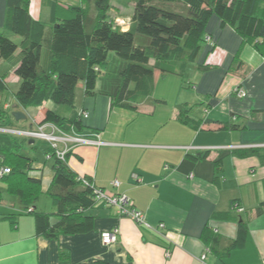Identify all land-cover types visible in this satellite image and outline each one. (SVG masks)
Wrapping results in <instances>:
<instances>
[{
  "label": "crops",
  "instance_id": "obj_1",
  "mask_svg": "<svg viewBox=\"0 0 264 264\" xmlns=\"http://www.w3.org/2000/svg\"><path fill=\"white\" fill-rule=\"evenodd\" d=\"M6 2L0 0L1 32L5 31ZM111 5L114 19L130 20L122 29L128 31L134 4L111 0ZM82 6L83 0H32L30 15L50 33L55 23L71 15L70 7ZM172 6L183 9L180 4ZM205 38L196 61L204 70L190 72L184 85L178 76H163L156 71L154 94L159 88L162 94L155 101L151 97L140 104L137 112L111 109V98L104 93L109 85L106 74L98 80L95 96H86L84 85L79 84L75 107L69 114L78 117L87 112L89 117L81 119L83 135L97 141L73 146L67 160L70 169L109 195H127L151 229L98 204L86 212L95 220V231L49 241L36 235L31 215L19 217L13 227L5 217L20 214L23 207L18 199L10 205L2 201L0 264H58L61 252L70 254V264L99 260L110 264H263L264 214L257 215L256 209L264 202V165L255 157L239 159L234 152L264 147V57L234 29L223 28L215 15L207 24ZM111 56L121 66L117 56ZM10 82L20 81L14 74L8 76L6 83ZM240 91L246 93L244 99L238 97ZM49 104L36 108L39 113L33 127L40 125L48 109L67 116L62 108ZM181 105L195 106L192 118L209 121L210 125L196 131L183 124L178 118ZM29 110L18 111L27 114ZM218 123L244 129L221 131ZM205 152L209 158L199 162L187 157ZM45 159L44 165L35 160L34 171L30 172L41 179L43 195H47L54 176L53 159ZM217 162H223L220 173ZM115 181L121 183L118 189L112 186ZM234 201L242 213L235 211ZM219 213L233 218L213 220ZM240 219L249 227L246 246L220 259L203 240L206 226L218 234L221 248H226L237 236ZM160 224L166 226L165 231H156ZM114 228L121 232L118 243L104 246L101 233Z\"/></svg>",
  "mask_w": 264,
  "mask_h": 264
},
{
  "label": "trees",
  "instance_id": "obj_2",
  "mask_svg": "<svg viewBox=\"0 0 264 264\" xmlns=\"http://www.w3.org/2000/svg\"><path fill=\"white\" fill-rule=\"evenodd\" d=\"M31 1L7 0L5 31L20 37L21 42L17 44L0 31V61L10 60L20 50L21 59L14 71L20 81L15 94L16 110L40 108L45 102H52L67 116L48 109L40 124L51 123L65 132L73 127L83 135L85 127L80 116H69L75 107L77 87L83 84L88 97L97 95L101 69L111 54L115 53L121 62V66L116 63L119 70L108 80V90L106 87L105 92L102 91L111 98V109L137 112L138 106L153 95L156 71L163 76H178L184 85L190 72L204 70L196 61L206 39L207 24L214 15L221 20L223 28L234 29L264 57V0H125L127 5L134 4L131 27L126 32L116 23L119 18L110 15L111 0H83V6L70 7L71 15L55 23L50 33L43 23L30 15ZM173 4H180L183 9H174ZM44 47L46 54L42 64ZM7 78L0 73V95L8 89ZM194 109L195 106H179V120L196 131L203 125H210L209 121L193 119ZM11 110H0V128L11 127L9 120L14 118ZM218 125L221 131L244 129L232 123ZM25 142L33 147L36 143L31 144V140L24 138ZM44 152L54 161V176L47 192L56 209L52 214L35 208L43 195L41 179L30 175L35 159L23 150V142L17 136L0 133V156L11 171L0 183L8 187L9 193L23 207L20 214H9L5 219L16 227L19 217L31 215L36 235L49 241L95 231L94 218L86 215L96 206L93 189L83 187L68 166L70 154L63 162L56 158L49 145ZM234 154L239 159L259 158L264 165V147L236 150ZM187 157L199 162L208 159L209 153ZM215 165L220 173L223 162ZM219 179L217 177V183ZM2 201L0 192V203ZM256 214H264V202L256 209ZM232 218L228 213L212 217L213 220ZM248 234L247 223L240 219L237 236L230 246L221 248L218 234L208 226L203 240L211 253L226 259L234 250L245 248ZM70 260L68 252H61L58 264H70ZM94 264L110 263L99 260Z\"/></svg>",
  "mask_w": 264,
  "mask_h": 264
},
{
  "label": "built area",
  "instance_id": "obj_3",
  "mask_svg": "<svg viewBox=\"0 0 264 264\" xmlns=\"http://www.w3.org/2000/svg\"><path fill=\"white\" fill-rule=\"evenodd\" d=\"M116 23L121 26L122 29H125V27L129 24L127 21L120 19H118ZM238 97L240 99H244L246 97V93L240 91L238 92ZM16 106L17 105H15V107ZM5 108L13 110V108L9 105H6ZM88 117L89 115L87 112L80 113L81 119H85ZM0 133L21 136L31 141H44L54 150L56 158L63 162L67 160V155L70 153L73 146L82 144H93L97 142L94 139H89L86 136H83L82 134L78 133L73 127L71 128L70 132H65L51 123L40 124L37 125L36 128H32L29 130L0 128ZM10 172V169L5 165L4 159L0 156V181ZM79 180L82 183L83 187H89L93 189V192L95 194L96 205L103 204L107 208L115 209L118 217H126L133 221L137 226L151 229V226L146 222L143 213L135 210L133 202L127 195L121 193L109 195L104 190L96 188L89 179L83 177L79 178ZM120 185L121 183L119 181H115L112 183V186L116 189H118ZM234 209L238 213L243 212V209H241L236 204L234 205ZM159 230L165 231L166 226L164 224H160L157 227L156 231ZM120 234L121 232L119 228L103 231L100 235L101 242L104 246L115 245L118 243ZM165 237H167V234L165 235ZM166 255L167 257H170L171 253L169 250L166 251Z\"/></svg>",
  "mask_w": 264,
  "mask_h": 264
},
{
  "label": "rangeland",
  "instance_id": "obj_4",
  "mask_svg": "<svg viewBox=\"0 0 264 264\" xmlns=\"http://www.w3.org/2000/svg\"><path fill=\"white\" fill-rule=\"evenodd\" d=\"M128 23L130 22L127 21ZM5 32V36L11 38L14 42H16L17 44H19L21 42V38L20 37H16L12 34H10L9 32L6 31H2ZM48 32V31H47ZM49 34L47 33V36ZM20 51V50H19ZM45 54H46V47H44L43 49V56H42V64H44L45 61ZM115 54V53H114ZM111 54V55H114ZM21 59L20 56V52H19V56L17 57L16 54L14 55V57H12L10 60H6L3 61L2 64H0V73L1 74H5L7 76H14V72H13V66ZM102 73L99 76V80L100 78H103V76L105 77L106 74L109 75L108 78H110L111 76H114L113 74H115L117 72V70H119L118 65L112 61V56H110L108 58V62L105 66L102 67ZM172 79V78H171ZM164 80V78H163ZM20 87V82L19 83H13L10 82L8 84V89L5 93H3V95H0V110H3L5 108L6 105H9L10 107L13 108V110L16 108L15 105H17L16 103V98H15V94L17 93V91L19 90ZM161 88H159V90L153 95V101L156 100V98L158 96H161ZM49 105L54 106L55 104L50 102ZM56 106V105H55ZM58 107V106H57ZM11 110V112L13 113L14 111ZM28 113L25 114L27 116L26 120H21V121H17L15 120V118L10 117L9 120V124L11 125L10 129H16V130H29L31 129L33 126V120L37 118L38 116V110L36 108H31V110L27 111ZM31 116V117H30ZM31 125V126H30ZM37 126H34L33 128H36ZM21 142H23V150L27 153V155L29 154L30 157L34 158L37 162H39L41 165H44L45 163V150L48 149V145L47 143H45L44 141H38L36 140L35 142V146H30L28 144V142L24 143V137L21 136H17ZM51 164V162L48 163L49 167ZM0 192H2L3 194V204L4 205H10L12 203V201H18L16 197H14V195H11L9 193L8 187L4 184V183H0ZM37 207H38V211L41 212H45V213H49L52 214L55 212V208L52 206V200L49 196L47 195H42L40 197V199L37 202Z\"/></svg>",
  "mask_w": 264,
  "mask_h": 264
},
{
  "label": "water",
  "instance_id": "obj_5",
  "mask_svg": "<svg viewBox=\"0 0 264 264\" xmlns=\"http://www.w3.org/2000/svg\"><path fill=\"white\" fill-rule=\"evenodd\" d=\"M13 116H14L15 120H17V121H21V120H26L27 119L25 114L20 112V111L13 112ZM33 142L34 141H31V143H33Z\"/></svg>",
  "mask_w": 264,
  "mask_h": 264
},
{
  "label": "clouds",
  "instance_id": "obj_6",
  "mask_svg": "<svg viewBox=\"0 0 264 264\" xmlns=\"http://www.w3.org/2000/svg\"><path fill=\"white\" fill-rule=\"evenodd\" d=\"M14 110L17 111L16 108H15ZM15 111H14V112H15Z\"/></svg>",
  "mask_w": 264,
  "mask_h": 264
}]
</instances>
